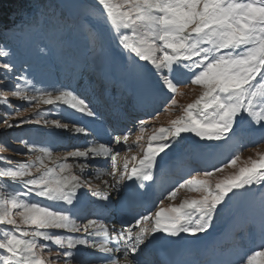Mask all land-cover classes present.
<instances>
[{
    "label": "snow or ice",
    "instance_id": "6c2138e0",
    "mask_svg": "<svg viewBox=\"0 0 264 264\" xmlns=\"http://www.w3.org/2000/svg\"><path fill=\"white\" fill-rule=\"evenodd\" d=\"M96 13L127 51L139 79H144L145 71L140 62L151 65L149 71L155 82L146 88L148 98L176 106L175 95L181 83L201 87L202 94L183 107V116L172 120L168 127L154 130L147 148H142V156L131 157V166L125 160L121 167L117 161L119 151L104 143L58 156L50 146L37 148L22 141L28 152L18 154L31 153L26 161L13 165L10 157H0V161L12 165L0 170V186L13 189L0 198V226H6L0 238V264H73L79 246L102 253V264H167L146 255L145 249L174 242L182 234L206 235L233 197L253 186H264V157L212 186L209 178L235 165L237 153L211 170L192 168L164 197L173 200L180 189L186 188L202 193L199 199H185L179 206L159 207L151 213H136L131 220L120 221V227L101 215L77 222L78 192L86 185L91 187L82 176L86 169L98 167L90 165V160L102 157L109 162L110 171L105 174L111 182L103 183L129 205L156 184L158 173L174 149L183 148L185 154L192 155L201 146L211 149V142L227 144L242 136L241 125L245 122L264 130V0H94L81 27ZM46 15L41 11L35 22L41 24ZM89 32L93 34V52L102 51L91 25ZM0 58V104L11 107L5 97L9 89L4 85L15 81L10 89L12 96L37 109L41 104L51 106L46 115H60L61 107H66L84 117L96 118L89 102L73 89L37 88L26 76L22 87L11 53L0 50ZM29 84L35 93L31 96L26 91ZM19 115V111H8L0 122L7 128L51 124L65 131L71 125L74 134H92L87 126L72 121H49L40 111L35 113L39 119H8ZM138 123L143 132L146 122ZM130 134L128 131L114 136L113 143L131 150ZM185 134L198 138L195 146L184 145ZM259 142H264V137ZM94 178L99 179V175ZM92 196L104 202L101 214L109 213V193L92 191ZM261 199L264 201V194ZM159 203L162 205L163 199ZM81 232L84 235H76ZM261 236L260 250L193 264H257V257H264V222Z\"/></svg>",
    "mask_w": 264,
    "mask_h": 264
},
{
    "label": "rangeland",
    "instance_id": "374dc122",
    "mask_svg": "<svg viewBox=\"0 0 264 264\" xmlns=\"http://www.w3.org/2000/svg\"><path fill=\"white\" fill-rule=\"evenodd\" d=\"M46 3L54 9L58 10V12H60V10H64L68 14L72 12H74V14H79L80 18L71 19L74 22H77L79 20L78 24H74V39H76L77 45H74L72 39L65 40L64 38L56 42V39L50 36V34L38 33L36 30V25H33L31 29H27L23 32L20 31L16 34H7L5 37L6 40H11L18 43L19 46L23 49L22 56L11 54V59L16 65L15 75L21 78L20 83L22 87H24V81L22 78L26 76L35 84L37 88H47L48 90H51L53 87H55L75 90L76 93H78L81 97L89 102L90 107H92L93 110L97 113L96 118H101V114H106L108 110L113 109L114 107H120L123 110H126V116L130 115L133 111H138L137 115L131 117L130 119L127 118L123 120L122 123H124L125 125L128 122L125 129H117L113 131L106 125L111 126V123L118 124L119 121H111L110 119L106 120V117L101 119L104 124L103 132L105 136L109 138V142H104L105 146H111L114 150L119 151L117 161L121 167L123 166L125 160H128L131 166V157L133 155H136L138 158L142 156V148H147V146L145 145V141L150 139L154 130L160 127H168L172 120L183 116V107L187 106L190 103H193L202 94V88L196 85L181 83L175 95L177 105L170 106L169 102V106L166 107L168 110L162 111L163 107L168 102L160 103L159 101H153L146 95V88L149 84L155 82V77L152 75L151 71L148 73L144 71L143 80L137 77L127 51L123 50L122 47L118 44L117 40L109 31L107 25L103 23V18L99 15V13L90 16L88 18V21H90L88 22L89 24L85 23L84 26L81 27L83 17L87 13V10L93 5L94 0H46ZM49 10L51 11L52 8H50ZM91 22L95 25L94 29L98 34L96 36L97 46L102 43V51L93 52L92 50H88L89 42H93V39L89 38L88 33V27L89 25H92ZM55 45L57 47L62 45L66 46L67 51L63 55H61V53L58 54V51L54 48ZM0 50L10 52V49L6 50V47L3 48L2 46H0ZM70 55L73 56L72 61L69 60ZM2 59L3 58H0V61H2ZM89 63H92L93 67L91 68V65L88 66V69L91 68V71L88 75V73H83L82 70ZM117 66H121L119 67L120 69L117 68ZM141 66L148 71L151 68V65L146 64V62H141ZM115 69H117L116 76L120 79H115L113 77ZM96 70H98L99 72H96ZM130 70H132L133 73H131ZM146 74L149 75L151 82H147L145 76ZM105 76H110L112 78L101 84L99 80H101L102 77ZM124 76L126 78H124ZM143 82L145 83L143 84ZM14 83L15 81H13V83L4 85V88L9 89V91L5 92V97L11 107L9 108L6 105L0 106V121L4 119V115L8 111H19L20 113L19 116L8 117L10 122H16L19 119L25 117H33L35 119H39L40 117L35 116V113L37 111H40L41 116H44V118L48 119L49 121L57 119L61 124L72 121L78 125H84L83 120L88 118L73 110L64 108H61L59 110L60 115H57L56 113L46 115V110L51 106L41 104L39 109H37L30 106V103L28 101H24L18 97L12 96L10 89L13 88ZM92 86L99 87L100 92H93ZM100 86H102V88H100ZM31 87L32 85L29 84L26 88V91L30 96L35 94L31 92ZM105 92H111V94L115 92L116 95L119 94L125 99L118 100L117 104H112L111 101V108L106 106V104L99 105L98 101L104 97ZM130 93L135 94L134 100L135 102H139L137 107L133 106L131 109L129 107V104L127 103L128 100L126 99L127 96L130 95ZM145 103H148L149 109L145 108ZM151 108H154V111H151ZM139 120H144L146 122L143 126V132L140 131L141 126L138 123ZM85 123L88 124V121H85ZM241 126H244L241 128L243 130L241 137H238L227 144L223 142H217L220 146H223V148H219V146H213L211 149H208L201 146L195 151V153L197 154V161H199L200 159L204 160L203 165L205 167L203 168L205 170H211L214 167L220 166L222 163H227V161H229L234 154L238 153L239 159L237 160L235 165L226 166L223 168V171L214 172V175L209 178L210 183L213 187L216 182L226 179L229 176L238 174L241 167L250 166L253 161H259L262 157H264V142H257L255 143L256 145L245 144L248 136L253 135L255 132H257V134L253 135L252 137L259 138L260 136H264V130L261 129L262 132H260V128L258 126L249 125L247 122L243 123ZM128 131L131 132L128 141V144L132 145L131 150L126 149L123 144L113 143L114 136H123ZM0 135L10 137L8 139L10 141L8 142V144L0 143V154L7 152V155L3 154V157H10L13 165H15L16 162L26 161L29 158V155H31V153H28V155L18 154L20 152H28L27 147L24 143H22V141H27L29 146L35 145L37 148L40 146H50L54 150L53 154L58 156H66L69 151H72L75 148L84 150L87 147H98L100 143H103H88L89 141L95 140L96 138L93 137L92 134L89 136L74 134L71 131V125L69 130L65 131L63 129L56 128L51 124H23L20 125V127L7 128L2 122H0ZM137 137H140V139L138 140ZM185 137V141L194 140V146L196 145L198 138H194L190 134H185ZM67 141H82V143L69 146L66 145L63 147L62 145ZM248 142L250 143L251 141ZM241 145L244 146L241 147ZM171 158L172 163L168 165L167 168H179L181 170V173L184 174L183 177L187 176L192 168H195V166H191V164H188L189 162L186 161V156L181 152V149H179V152L176 153L175 156H171ZM71 162L72 161L69 160V163ZM89 164L98 167H90L86 169L85 176H82V179L86 178L89 181L91 187L89 188L86 185L78 192V197H80L79 204L82 205L80 208V212L88 214V209H91L93 211V208L100 209L103 205V203L97 197L92 196V191H97L101 195H103L104 192H108L111 197V206L109 207V213H107L110 214L108 218L115 222L117 227H120V221H129L131 219H121L117 215H114L116 212L113 211V208H117L115 204L120 199V194L112 192L103 183L104 180H109V182H111L110 177L105 174L107 171H110V164L104 158H102L101 160L100 158L90 160ZM74 171L79 173V169H74ZM164 172H166V170L163 169L162 172L158 173L160 176L161 188L157 200L153 204H151L152 207L150 209L147 208L148 204L139 201L140 208L137 211L138 213H141L143 211V208L147 210L146 213H151L159 210V207H168L170 205L179 206V204L182 203L185 199H199L203 195L198 191H189L188 189L184 188L178 191L177 197L173 200L164 199L171 187L182 179V177L176 179L169 173ZM95 175H99V179L94 178ZM200 178H203V176H201ZM254 188L255 186L251 187L250 190L244 191L246 197L249 198V202H247L248 199L245 198L243 192L237 195L238 206L239 204L244 203L243 205H241L240 210L248 211L252 207L253 211L258 210V212H249L248 217H241L239 221L236 222L237 224H235L234 226L231 225L233 224V221L229 220L230 229H225L224 227V232L222 233V235L229 237L228 247L225 246L224 240L222 242H219V245L215 246V248L205 260H197V254H195L193 249L191 248L189 254L191 264H193V262H207L219 259H231L235 258L237 254L243 256L255 250H260L259 245L262 241L261 226L262 222H264V201H262L261 196L262 194H264V186H256L257 192L253 195ZM147 198L151 199L152 197L151 195H148ZM162 199L163 204L161 205L159 202ZM120 201L118 202V210H121L120 208L122 207L120 205ZM80 217L81 215L77 218L78 223L81 222L79 221ZM88 218L95 217H87L83 221L86 222ZM246 225H254L253 234H251L252 231L249 230L247 235V230L245 228ZM234 227H236V229H232ZM217 229L218 227H215L213 229L211 228L209 232H216L215 230ZM5 230L6 226H0L1 235ZM237 230H239V232ZM240 231L242 232V236L240 237L241 241H235L234 234L240 233ZM219 233L220 232H216L214 235H218ZM209 234H201L198 237L194 238L207 240ZM78 235L82 236L84 235V233L81 232L78 233ZM212 243L213 240H211V244ZM77 251V259L73 262V264H102L103 262V260L93 261L90 259H85L89 253H94L96 251L95 249H91L87 246H79ZM177 253L180 255L182 254L180 249H177ZM148 256L151 258L153 257L150 255ZM121 259L123 258L121 257ZM257 264H264V257H257Z\"/></svg>",
    "mask_w": 264,
    "mask_h": 264
},
{
    "label": "trees",
    "instance_id": "16d2710c",
    "mask_svg": "<svg viewBox=\"0 0 264 264\" xmlns=\"http://www.w3.org/2000/svg\"><path fill=\"white\" fill-rule=\"evenodd\" d=\"M50 8H52L51 11L49 10ZM41 11H45L47 15L44 21L38 24L35 21L39 19ZM73 17H77L74 12L70 14L64 10L58 12V10L49 6L46 0H0V46L6 47V50L10 49L12 55L22 56L23 54L11 48V40H6L5 37L7 34H16L17 32L31 29L33 25H36L38 33H48L56 39V42L64 38L65 40L74 38L73 32L75 29L73 25L77 24V22L71 20ZM92 26L94 27L95 25L92 23ZM88 33L91 39L92 33L89 32V27ZM92 47L93 45L90 47V50H92ZM55 48L58 54L61 53L63 55L66 52V46L62 45ZM86 70L87 67L84 68L83 72L86 73ZM0 106H4V104H0ZM9 138L8 136L0 135V143L8 144L10 142ZM3 154L7 155V152ZM3 154H0V157H3ZM8 166L10 165L6 161H0V170ZM12 191L13 189L7 185L0 186V197L3 198L7 193H11Z\"/></svg>",
    "mask_w": 264,
    "mask_h": 264
},
{
    "label": "bare ground",
    "instance_id": "6f19581e",
    "mask_svg": "<svg viewBox=\"0 0 264 264\" xmlns=\"http://www.w3.org/2000/svg\"><path fill=\"white\" fill-rule=\"evenodd\" d=\"M88 124L94 126V127H95L94 130H95V132L97 133L96 129H98V127H99V123H97V122H93V121H91V122L88 121ZM101 202L104 203L103 201H101ZM120 205L122 206V207L120 208V209L122 210V209H124V206H127V208H134L135 205H136V203L126 205L125 202H124L123 200H121V201H120ZM110 206H111V204H110ZM124 210H125V211H124L125 213H127V212L130 211L129 209H124ZM129 214H130V213H129ZM116 215H117L118 217H121L119 213H116ZM127 216H130V215H127ZM157 246H158V245H152V247H154V249L157 248Z\"/></svg>",
    "mask_w": 264,
    "mask_h": 264
}]
</instances>
